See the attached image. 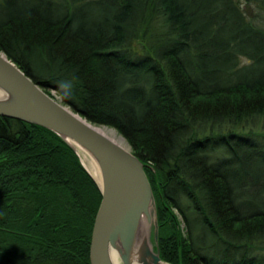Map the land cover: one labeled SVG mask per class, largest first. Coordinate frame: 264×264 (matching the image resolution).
Here are the masks:
<instances>
[{"label": "trees", "instance_id": "1", "mask_svg": "<svg viewBox=\"0 0 264 264\" xmlns=\"http://www.w3.org/2000/svg\"><path fill=\"white\" fill-rule=\"evenodd\" d=\"M16 1L0 0V51L126 139L155 198L160 258L264 264V207L241 208L234 172L239 146L264 138V0ZM100 200L58 135L0 116V264H90Z\"/></svg>", "mask_w": 264, "mask_h": 264}, {"label": "water", "instance_id": "2", "mask_svg": "<svg viewBox=\"0 0 264 264\" xmlns=\"http://www.w3.org/2000/svg\"><path fill=\"white\" fill-rule=\"evenodd\" d=\"M0 116L44 127L79 155L97 163L101 200L89 243L90 264H170L160 258L155 198L143 162L78 112L47 94L14 61L0 51ZM142 219L153 227V245L139 229ZM144 232V235H143Z\"/></svg>", "mask_w": 264, "mask_h": 264}, {"label": "rangeland", "instance_id": "3", "mask_svg": "<svg viewBox=\"0 0 264 264\" xmlns=\"http://www.w3.org/2000/svg\"><path fill=\"white\" fill-rule=\"evenodd\" d=\"M37 1L38 0H22V1L17 0L15 5L17 6V8L23 9L34 6ZM241 6L242 9L246 12V14L250 18H253L255 16L256 10L254 5L242 4ZM94 13L97 16H99L100 10L96 8L94 9ZM242 61L243 63L246 62L245 60ZM50 92L53 96L57 97V99H60V97L57 95V93L54 90H51ZM106 127L113 128L109 126ZM114 130L116 131V129ZM118 134L121 135L120 133ZM256 141H257L256 146H248L247 144H243L239 146L238 149H239L240 162L238 166L234 168L235 174L238 173V183H239L238 189L240 195L242 196L240 206L243 210H247V211L264 207V202H262L261 200L264 194V164L261 162V158H260V156L263 155V151H264V138H256ZM125 143L127 147H130L126 142V139H125ZM254 199H256L257 200L256 202H259V204L254 203ZM145 233L148 236L149 242L153 245L152 225H146Z\"/></svg>", "mask_w": 264, "mask_h": 264}, {"label": "bare ground", "instance_id": "4", "mask_svg": "<svg viewBox=\"0 0 264 264\" xmlns=\"http://www.w3.org/2000/svg\"><path fill=\"white\" fill-rule=\"evenodd\" d=\"M2 53H4V52H2ZM92 124H94V123H92ZM94 125H96V124H94ZM96 126H98L101 129V131H103L107 136H109L110 138H112V140L116 141L117 143H119L122 146L126 147L127 149H130L131 150L130 147H127V145L125 143V139L121 135H119L113 128H108V127H106L104 125H96ZM77 151H78L79 155L81 156V160H82L83 166H85V168L87 169V171L99 183L100 182V172H99V168L97 166V163L85 151L81 150L80 148H78ZM145 228H146V222L142 219L141 225H140V229H139V235H141V233H142L141 231L142 230L145 231ZM143 235H144V232H143ZM90 237H91V235H90ZM111 257H112V260H113L114 264H120V257H119V252L118 251L112 250L111 251Z\"/></svg>", "mask_w": 264, "mask_h": 264}, {"label": "clouds", "instance_id": "5", "mask_svg": "<svg viewBox=\"0 0 264 264\" xmlns=\"http://www.w3.org/2000/svg\"><path fill=\"white\" fill-rule=\"evenodd\" d=\"M59 87L63 90V95L65 97L70 98L72 92V84L71 82H62L60 83Z\"/></svg>", "mask_w": 264, "mask_h": 264}]
</instances>
